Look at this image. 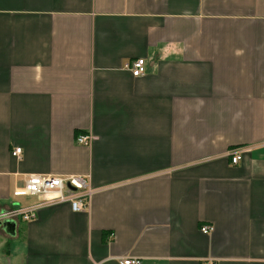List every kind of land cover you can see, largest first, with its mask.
Returning <instances> with one entry per match:
<instances>
[{
	"label": "crops",
	"instance_id": "0c3cea01",
	"mask_svg": "<svg viewBox=\"0 0 264 264\" xmlns=\"http://www.w3.org/2000/svg\"><path fill=\"white\" fill-rule=\"evenodd\" d=\"M28 175L89 209L3 218ZM121 258L264 264V0H0V264Z\"/></svg>",
	"mask_w": 264,
	"mask_h": 264
},
{
	"label": "built area",
	"instance_id": "2783aa9c",
	"mask_svg": "<svg viewBox=\"0 0 264 264\" xmlns=\"http://www.w3.org/2000/svg\"><path fill=\"white\" fill-rule=\"evenodd\" d=\"M128 70L133 78H139L146 73V60L136 59L123 66ZM93 141L90 135H77L74 142L77 146L88 147ZM21 154L20 148H15L11 155L19 158ZM241 160V154L231 156V164L236 165ZM93 190L90 188L87 177L83 176H42L28 175L25 178L22 187L13 190V195L16 198L35 197L40 198L41 203L32 206L27 210H17L14 212L5 213L2 217L12 220L18 216L23 221L33 220L36 211L43 206L68 204L72 212H86L89 209L90 198ZM213 231L212 226H202L200 232L203 235H208ZM119 264H140L138 258H121ZM203 264H215L213 260H206Z\"/></svg>",
	"mask_w": 264,
	"mask_h": 264
},
{
	"label": "water",
	"instance_id": "95a60500",
	"mask_svg": "<svg viewBox=\"0 0 264 264\" xmlns=\"http://www.w3.org/2000/svg\"><path fill=\"white\" fill-rule=\"evenodd\" d=\"M14 224L11 223V221H6L4 222V227H7V226H13Z\"/></svg>",
	"mask_w": 264,
	"mask_h": 264
}]
</instances>
